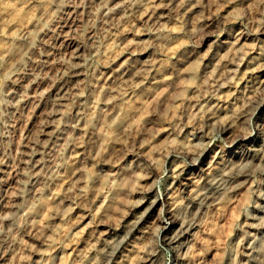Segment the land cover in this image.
I'll use <instances>...</instances> for the list:
<instances>
[{
    "label": "bare ground",
    "instance_id": "bare-ground-1",
    "mask_svg": "<svg viewBox=\"0 0 264 264\" xmlns=\"http://www.w3.org/2000/svg\"><path fill=\"white\" fill-rule=\"evenodd\" d=\"M203 1L0 0V34L21 44L17 52L6 47L0 56V61L13 56L3 68V91L8 96L4 105L12 112L36 100L38 110L45 109L17 151L13 181L0 187V263L19 243L17 237H7L21 228V218L40 244L51 241L53 230L60 228L58 223L33 230L48 195L53 201L52 215L71 217L66 233L83 242L74 253L77 264H120L130 256L126 253L129 247L136 246L133 239L145 236L152 241L154 232L147 223L156 209L161 214L156 229L160 228L162 240L181 257L190 249L205 212L221 207L249 184L257 198L247 223L252 237L246 246L247 259L249 264H264V31L259 38L239 29L221 32L209 50L187 52V43L179 41L178 35L186 22L193 32L203 27L204 20L198 15ZM234 1L249 9L258 5L264 14V0ZM35 4L39 8L33 12ZM130 30H135L134 36L127 38ZM213 35V30H206L202 43ZM42 41L49 46L34 60ZM157 48L160 55L173 59L164 61L155 53ZM125 51L128 56L111 67ZM51 53L59 57H50ZM94 56L106 68L91 81L94 95L81 96L82 80ZM55 62L59 67L51 79L56 85L49 96L38 85L50 78ZM173 72L192 79L185 123L174 125L183 138L176 139L168 131L150 152L145 144L151 121L142 109L149 99L165 96L167 86L174 83ZM204 86L207 89L202 90ZM76 95L80 99L73 117L63 120L70 98ZM214 130L224 132L228 141L224 149L209 155ZM6 137L0 133V144ZM135 144V155L156 170L157 154L181 152L188 160L170 166L171 183L162 194L136 159L134 176L141 183L126 201L128 216L101 229L91 227L92 219L80 227L89 217L87 197L101 191L114 175L103 166L131 154ZM54 153L55 160L49 158ZM86 156L94 162L92 167L86 165ZM7 160L0 147V176L6 172ZM41 171L45 172L38 182ZM114 191H120V186ZM28 193L32 197L29 208L24 205ZM33 253L36 264H44L49 256L42 246L34 247ZM63 254L54 256L62 259ZM159 256L155 249L129 264H155Z\"/></svg>",
    "mask_w": 264,
    "mask_h": 264
},
{
    "label": "rangeland",
    "instance_id": "rangeland-1",
    "mask_svg": "<svg viewBox=\"0 0 264 264\" xmlns=\"http://www.w3.org/2000/svg\"><path fill=\"white\" fill-rule=\"evenodd\" d=\"M38 8L39 6L35 4L31 11H37ZM198 15L204 20L203 27L193 32L191 30L192 27L186 22L182 25V31L178 35L179 41L187 43V52L196 49V51L201 54L213 46V41L217 39L219 33L229 32L234 29L245 31L251 34L252 37L257 36L259 38L263 36L264 14H262V8L258 5H254L253 8L249 9L239 3L235 4L234 0H205L198 10ZM84 23L83 21L82 24L84 25ZM208 29L213 30L214 35L210 40L202 43V35ZM6 30L9 31V27H7ZM134 33L135 30H130L125 36L130 38L134 36ZM18 43L0 34V56L3 54V50L6 47L13 53L17 52L21 48V44ZM257 43L258 42H256V44ZM48 46L49 44L47 42H40L35 53L36 57L33 59H37ZM85 53H89V47L87 45H85ZM155 53L160 55L161 49H155ZM249 54H251V52ZM51 56L59 57L56 53H51L50 57ZM127 56V51L123 52L110 63V66L113 67L118 65ZM160 56L167 62L173 59L170 55ZM10 57L11 58L4 61H0V133L4 132L7 134V137L4 142L0 144V147L3 148L6 158L8 159L4 165L6 172L0 176V187L13 181V170L18 163L17 151L22 148L21 144L26 135L31 133L38 126L41 118L40 113L45 110L42 106L38 110L39 102L34 100L31 106L26 109H14L12 112H8V109L4 105L8 96L4 95L3 91L5 88L3 84V68L13 56ZM53 64L55 67L48 75L50 78L41 80L42 82L38 85L39 90L45 91L49 96L56 85L54 79H51V75L57 72L59 67L58 62ZM104 66L105 63L102 59L94 56L91 60V66L82 80L80 89L81 96H87L89 93L94 95L96 91L91 85V81H93V78L100 70L106 68ZM172 75L174 76V83L173 85L167 86L168 90L165 96L162 99L151 97L152 99H149L142 109L144 117L149 118L151 121L148 125V130L151 135L147 137L149 142L145 144V147L150 152L154 151V146L156 144L165 140L168 131L172 132V135L176 137V139L183 138V134L176 130L174 125L177 122L180 124L185 123V117L187 115L185 106L188 102L187 96L190 93L188 85L191 83L192 79L187 75L178 76L174 72ZM204 88L207 89V86H204L202 90H204ZM79 99V95L70 98L69 106L67 107L66 113L63 115V120L67 119L69 121V119L73 117L75 105L79 102ZM197 120L200 122L202 121L201 119ZM202 122L207 123L206 120ZM252 128L250 130H252ZM133 136L134 135H132V137ZM209 138L211 140L210 150H212L209 155H213L221 151V149H224V144L228 141L224 132L216 130L210 134ZM132 149L131 154L126 155L124 158L111 165L103 166L109 169V173H113L114 175L109 176V179H107L101 191L90 193L87 197V213L89 217L80 227L92 219L90 222L91 227L101 229L105 226L113 225L128 216L129 209L126 201L134 196V188L141 183V180L134 176L136 159L142 167V172L151 177L150 179L153 180L156 190L162 194L166 192L167 187L171 183L172 171L170 166L173 163L181 164L188 160L187 156L181 152H172L168 156L163 153L157 154L155 156L159 167L158 170H156L155 167L145 159L138 158L135 155V152L138 150L137 144H135ZM49 158L55 160L56 153ZM85 162H88L86 165L90 167L94 165V162L87 156ZM44 172L45 171H41L39 173L38 182H41L43 179ZM258 177L261 176L258 175ZM55 186L60 188L57 184L54 185V187ZM115 186H120V191L115 192ZM113 197L114 199L111 200ZM256 198L252 187H249V184H247L239 189L237 194L221 207H211L202 216L200 226L191 241L190 249L186 255H180L181 257L177 256L172 245L162 240L160 228L156 229L158 224L156 220L161 217L159 213L160 210L156 209L154 211V217L147 223L148 228H150L149 230L154 232L152 241H148V238L145 236L133 239L136 246L129 247L130 251H126V253H129L130 256L128 258L126 257L120 264H129L139 256L146 255L155 249L159 250L160 255L157 261L158 263L155 264H174L177 261L179 264H249V260L247 259V253L249 252L246 246L251 242L252 237L249 235L248 230L250 228L247 223L250 220L249 215L254 210L252 202ZM31 200L32 197L28 193L24 199V205L28 207ZM52 202V199L48 195L45 198V204L38 211L33 223V230H42L43 228L50 227L52 223H58L60 228L53 230L51 241L40 244L39 240H37L23 225V220L21 218L19 221L22 224L21 228L13 231L7 237L9 240L13 237H17L19 243L13 250L11 256L0 264H36L34 262L36 256L33 253V248L36 246H42L48 252L49 256L44 260V264L78 263L74 253L83 246V242L76 241L69 233H66V230L69 231L72 225L73 219L71 217L60 219L52 215ZM251 232L253 233L255 230ZM140 248H143V250L139 253ZM61 252H64L62 259L55 258L54 255L57 253L60 254Z\"/></svg>",
    "mask_w": 264,
    "mask_h": 264
}]
</instances>
